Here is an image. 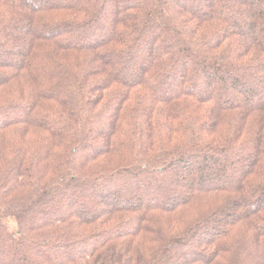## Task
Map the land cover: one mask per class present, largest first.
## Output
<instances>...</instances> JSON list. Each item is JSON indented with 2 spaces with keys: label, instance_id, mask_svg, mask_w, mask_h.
I'll use <instances>...</instances> for the list:
<instances>
[{
  "label": "trees",
  "instance_id": "obj_1",
  "mask_svg": "<svg viewBox=\"0 0 264 264\" xmlns=\"http://www.w3.org/2000/svg\"><path fill=\"white\" fill-rule=\"evenodd\" d=\"M0 264H264V0H0Z\"/></svg>",
  "mask_w": 264,
  "mask_h": 264
}]
</instances>
